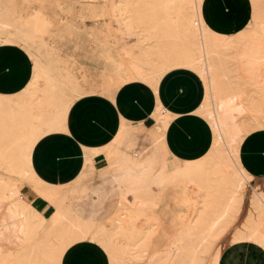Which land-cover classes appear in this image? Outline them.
<instances>
[{"label":"rangeland","instance_id":"374dc122","mask_svg":"<svg viewBox=\"0 0 264 264\" xmlns=\"http://www.w3.org/2000/svg\"><path fill=\"white\" fill-rule=\"evenodd\" d=\"M116 1H119L116 6V10L120 14L119 17L114 16L113 13V5ZM248 1L250 8L254 10L256 15L263 17L264 0ZM0 5L5 9L8 8L9 18L11 17V19L5 18L8 27L5 31L0 30L1 38L5 40V43L18 44L30 53L33 66L37 62H44L49 65L53 69V76L58 81L56 92L59 95V100L62 103L70 101L72 102L71 106L77 99L89 94H100L115 102V94L121 89V84L126 82L130 74L135 75L132 61L141 55L149 56L156 66L160 64L164 66L174 64V62L175 64L179 63L181 60L182 62L188 60L197 50L194 44V34L187 22L190 8L183 0H172V2L171 0H2ZM230 10L229 6H223V12L226 15L230 14ZM33 14L42 15L49 23L48 31L36 38L20 28V24L17 23L19 19L26 22ZM120 21H123V24L120 25ZM132 22L136 24L137 28L128 31L126 27ZM249 30L250 28L245 26V30L238 31L236 33L237 39H245V34ZM230 55L228 54V58L224 62L227 76L225 81L227 102L223 107V116L233 134V144L237 149V154L243 163L247 164L240 148L241 142L253 132L264 133V80L261 77L256 79L259 75H264V56L250 57L243 66H238ZM180 69H187L191 72L181 70L179 75L170 77L166 83V93L169 94L173 88L177 89L178 86L184 84L187 85L185 90L188 92L196 91L198 87V82L195 79L196 73L189 67L174 68L163 77L162 81L169 73ZM249 79L253 81L250 82ZM37 83L38 85L35 88L42 91L46 79L40 77ZM110 84L111 86H109ZM184 93L181 96H184ZM187 98L181 97L179 100ZM195 99L192 102H195ZM42 102L41 96L34 95L25 100L23 111L27 113L32 111L35 115L42 112L47 115V118H53L57 110L47 104L42 105ZM15 105V103H8L3 106L6 109L7 107H15ZM197 114L202 118L207 117L201 106ZM35 122H38V120L36 119ZM129 127H131L130 144H135V133L139 131L137 128ZM64 129L55 132L64 131ZM158 130L160 129L158 128ZM161 132L159 135L156 128L151 130L150 135L154 138V141L147 137L146 145L137 146L133 153L128 155L131 159H140L144 153L152 151L158 145L162 150V159L155 157V155L152 156L158 158L159 165L165 167L166 173L165 177L157 183L161 187H154V189L157 188L156 193L158 192L155 194L158 205L151 209L150 213L139 217L136 224L134 223L142 230V236L145 239L149 238V246L146 249L144 258L141 259L137 256V249H139L138 247L142 242L131 246L113 231L112 222L118 214L123 213L121 202L119 210L112 220L104 226H98L97 224L96 227V230L103 229L105 242L111 241V246L118 251L117 253H121L117 255V259L122 261V264H148L149 258L152 256L158 253H166L171 249L173 242L184 236L187 223L196 221L199 216H202L205 203L211 202L215 207L217 205L213 213L219 212L224 203L230 201L231 197L234 196V192H237L234 187L235 184L231 181L234 174L233 165L230 164V167L226 168L225 165H228V163L224 160L217 164H219L218 167L221 173L223 175L227 174L229 178L227 182L213 172V170L218 172V167L204 162V166L201 168L203 173L208 170V183L204 186L211 188L209 194L213 193L212 200H206L205 193H194L198 190L185 184L183 179H176L172 183L166 182L174 171H184L188 164H194V161L188 162V160H185L182 162L170 154H166L163 150L165 147L168 148L165 140L166 136ZM262 147L264 152V140ZM215 153L218 154L219 152ZM194 154L197 155V153ZM3 169H0V173L7 177L0 175L1 180L15 186L19 191L26 185L34 187L40 195L55 203L57 208L55 217L64 218V203L60 199V194L55 193L61 191L63 193L62 189L47 190L38 181L34 182L30 177H20ZM258 171L259 178L256 175L254 181L244 191V209L240 220L242 222L245 217L250 216L249 221L254 226H256L257 218L256 214L250 210L251 191L257 188L258 190H264V160L260 163ZM90 183L81 181L74 185L72 189H70V186L64 188L75 198ZM19 195L20 192L3 201H10L19 205L22 202L19 200ZM239 195H236V199L240 197ZM114 212L115 209L112 210L111 214ZM215 215V213L209 217L203 215V219L211 222ZM110 216H104L103 219L105 220ZM56 218H53L50 225L55 224ZM149 218H151V221H147ZM145 227L150 229L147 231ZM237 227L238 224L236 223L224 237L214 243L209 253L201 254L199 264H212L213 256L217 251L220 253L219 264H264V249L253 245L252 242H246L251 244L231 243V238L233 239V233ZM263 228L264 226L261 227L262 230ZM43 237L40 240H43ZM172 253L175 255L176 251L174 250ZM111 258L113 257L111 256ZM78 262L83 264L80 260ZM91 264H102V262L93 259Z\"/></svg>","mask_w":264,"mask_h":264},{"label":"bare ground","instance_id":"6f19581e","mask_svg":"<svg viewBox=\"0 0 264 264\" xmlns=\"http://www.w3.org/2000/svg\"><path fill=\"white\" fill-rule=\"evenodd\" d=\"M1 1L2 0H0V4ZM183 1L186 2L190 8L187 22L190 24V29L194 34V44L197 47L195 53L191 55L188 60H184L183 62L181 60L179 63L175 64L174 62V64L164 66H161V64L156 66L152 63L149 56L145 57L141 55L139 58H135L132 61L135 75L130 74L126 82L121 84V88L133 82H140L153 91L157 100L155 108L158 118V127L166 134L170 128L171 122H173L175 118V114L163 106L159 99L158 86L163 77L174 68L180 66L192 68L200 79L204 89L200 106L207 114V117L203 119L210 127L212 144L203 156L192 161L188 160V162L194 161V164L189 163L184 171H174L166 182L172 183L176 179H183L185 184L198 190L194 193H205V199L212 200L213 193L209 194L211 188L204 186L208 183V170H205V173H203L201 168L204 166V162H208L211 166L218 167L219 164L217 163L224 160L228 163V165H225L226 168L230 167V164L231 166L233 165L234 174L231 181L235 184L234 187L237 189V192H234V196L231 197L230 201L228 200L224 203L221 207V211L214 212L216 215L211 222L209 220H204L203 215L208 217L214 215L213 211L217 208V205L215 207L211 202L205 203L202 216H199L196 221L187 223L184 236L172 243V250L170 249L164 254L158 253L152 256L149 258L148 264H199L200 255L209 253L214 243L224 237L236 223L238 227L233 233V239L231 238L232 244L252 242L253 245L264 249V228L263 230L261 229V227L264 226V190L252 188L253 191H251L250 210L256 214V226L249 221L250 216L245 217L241 222V214L244 209L243 194L247 186L254 181L256 175L248 168L249 166L247 164L243 163L242 159L237 154V149L233 144V134L223 116V107L227 102L225 90L227 76L224 62L226 58H228V54H231V59L238 66H243L245 61L250 57H256L258 55L264 56V16L261 17L260 15H256L254 10L250 8L248 0ZM118 2L119 1H116L113 5V13L116 17L120 16L116 10ZM224 5L230 7L231 10L229 11V15L223 12ZM7 9L3 6L0 8V30L2 31H5L8 27L5 18L8 17V19H11V17L9 18V10ZM17 23L20 24V28L26 30V32L34 38L42 36V34L44 35L49 27L46 18L39 14L31 15L26 22H22L19 19ZM121 24H123V21H120V25ZM245 26L250 28L248 33L245 34L246 38L243 40L237 39L236 33L245 30ZM135 28L137 27L133 22L126 27L128 31H133ZM257 39H261L260 42ZM1 44H5V40L0 36V45ZM34 65L33 79L29 87L25 90L24 95H20L14 99L7 96H0V169L4 168L20 177H30L34 182H40L33 168V149L43 136L64 129L66 116L72 102L62 103L59 100V95L56 92V83H58V81L53 76V69L49 65H46L44 62H37ZM40 77L46 79V84L42 91L35 88L38 85L37 80ZM259 77L264 80V75H259L256 79ZM113 80L115 81V79ZM250 80L251 79H249V81ZM252 81L253 80L250 82ZM109 86H111V84ZM34 95L41 96L43 99L42 105L47 104L57 110L53 118H47V115L42 112L35 115L32 111L30 113L23 111L25 100ZM8 103H15L16 105L15 107H7L5 109L3 105ZM36 119L38 122H35ZM215 152L219 153L217 154ZM198 163L201 164L198 165ZM213 172L218 174L220 178L226 180V182L229 179L227 174L223 175V173H221L220 169L218 172L214 170ZM154 187L161 186L154 184V186L146 190L121 186L120 197L123 213L118 214L116 219L112 222L114 233L125 239L131 246L142 242L138 247L139 249H137V256L141 259L144 258L146 249L149 246V238L145 239L142 236V230L135 226V224L139 217L150 213L149 211L158 205L155 199V194L158 192L156 193L157 188L154 189ZM18 192L20 191L15 186H11L10 183H5L0 179L1 201L12 198ZM236 195L240 197L236 199ZM19 205L25 207L23 202H20ZM21 211H23V208ZM71 214L64 213V218L58 217L55 219L52 231L45 236L44 240H42L43 242L37 243L38 245H36L35 249L32 250L31 248L30 255H37L35 260H31L29 257L26 264H56L60 259L58 257L61 256V251H64L62 247L80 240H89V242L91 241L92 243L98 242L96 244L102 245L110 255V258L111 256L113 257L111 258L112 264H122V261L117 259V255L121 253H117L118 251L111 246V241L105 242V239H103V229L96 230V223L84 221ZM27 215L24 217L25 219ZM31 215L34 217L35 213ZM22 216H24V213ZM29 217L31 216L29 215ZM36 220L33 222L32 219L33 224L36 223ZM44 221H42L43 224H45ZM147 221H151V218ZM38 222L40 223L41 221H37V223ZM38 225L39 224H37V226ZM41 227H43V225ZM93 232L97 233L93 234ZM33 235L34 233L32 236ZM48 238L51 240H55L56 238V240L61 241V245L62 242L64 244L61 248L57 247V249H54V246L53 249H51V246V248H48L46 247V240L51 242ZM137 240H139V242H137ZM54 242L56 243V241ZM174 250L176 251L175 255L172 253ZM20 260L22 259L20 258ZM219 263L220 253L217 251L213 256L212 264Z\"/></svg>","mask_w":264,"mask_h":264},{"label":"crops","instance_id":"0c3cea01","mask_svg":"<svg viewBox=\"0 0 264 264\" xmlns=\"http://www.w3.org/2000/svg\"><path fill=\"white\" fill-rule=\"evenodd\" d=\"M181 70L187 69L175 70L164 78L159 88V98L163 106L175 114L168 132L166 134L163 132L166 137L161 135L165 137L168 145V148L165 147L163 150L183 162L203 156L212 144V133L206 121L197 114L204 89L195 73L198 82L196 91L188 92L185 90L187 85L184 84L177 89L173 88L171 93H166L167 80L179 75ZM33 72L32 55L23 47L15 43L0 45V96L14 99L24 95L32 80ZM182 93L184 96H181ZM181 97L188 98L179 100ZM194 99L195 102H192ZM156 101L153 91L140 82L123 86L115 94V102L100 94L82 96L71 106L64 131L49 133L36 143L32 153L36 176L45 189L64 191L55 193L60 194L65 214L72 213L84 221L104 226L119 210L121 186L146 190L165 177V167L160 166L158 158H155L163 157L158 145L152 151L144 153L140 159H131L128 156L137 146L146 145L147 137L154 141L150 135L154 128L160 135ZM128 125L139 131L135 133V144H130L131 127ZM263 135L264 133L261 132H253L240 144L248 168L258 175V178V168L264 160ZM194 153L197 155L195 156ZM0 175L6 176L1 173ZM81 181L91 183L79 196L73 198L64 187L70 186L72 189ZM19 200L25 204V207L0 200L1 264H18V262L26 264L29 257L35 260L37 255H30L31 248L33 250L37 243H42L40 239L45 233L49 234L54 226L50 225V222L56 218L55 203L40 195L34 187L23 186ZM113 209L115 212L112 215ZM29 212L35 213L34 217ZM26 215L28 218L25 219ZM104 216L110 217L104 220ZM31 218L33 222L37 219L36 223L33 224ZM37 221L41 222L37 223ZM149 229L146 228L147 231ZM49 240L51 242L46 240V247H52L51 249L53 246L54 249L61 248L64 244L62 242L61 245V241L56 238ZM53 243L58 245L55 246ZM96 243L98 242L80 240L69 243L65 245L66 247L63 246L64 251H61V256L58 257L60 259L56 264H80L79 260L83 264H91L93 259L97 262L100 260L102 264L105 262L112 264L105 248Z\"/></svg>","mask_w":264,"mask_h":264}]
</instances>
